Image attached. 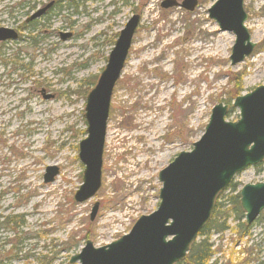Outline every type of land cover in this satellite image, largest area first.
I'll use <instances>...</instances> for the list:
<instances>
[{"label": "rangeland", "instance_id": "374dc122", "mask_svg": "<svg viewBox=\"0 0 264 264\" xmlns=\"http://www.w3.org/2000/svg\"><path fill=\"white\" fill-rule=\"evenodd\" d=\"M53 1L0 0V28L19 35L0 43V264H70L86 242L101 248L128 234L138 218L157 209L159 172L192 150L213 107L227 106L225 119L235 122L234 99L264 86V0H244L255 47L235 66L229 60L234 36L208 18L216 0H196L192 12L161 8L167 0H62L63 9L37 20L40 33L32 41L21 29L25 19ZM132 15L140 23L107 120L119 133L113 181L105 180L111 154L104 139L100 188L77 203L85 99ZM225 38L231 43L223 48ZM144 41L152 48H138ZM151 157L156 159L149 169ZM50 166L58 175L45 184ZM146 171L151 177L139 178ZM232 181L238 191L264 182V161ZM230 196L224 191L218 199L228 229L208 234L209 264H264V212L239 235ZM94 204L98 210L90 220Z\"/></svg>", "mask_w": 264, "mask_h": 264}, {"label": "water", "instance_id": "95a60500", "mask_svg": "<svg viewBox=\"0 0 264 264\" xmlns=\"http://www.w3.org/2000/svg\"><path fill=\"white\" fill-rule=\"evenodd\" d=\"M244 0H216L208 9V18L220 32L234 36L230 64L235 66L248 58L255 45L245 27L247 15ZM51 4L36 10L27 20L39 19ZM161 8L180 7L192 12L196 0H174L161 3ZM264 10V6H263ZM140 23L132 15L118 33L107 56L106 65L84 106L86 137L78 144V159L84 166L82 184L74 201L83 203L100 188L102 152L106 134L110 100L116 82L126 64L132 41ZM70 37L63 35L62 40ZM17 33L0 28V42L16 41ZM50 96H44L49 99ZM239 112L235 122L226 121L227 106L213 107L203 135L190 152L179 153L158 174L161 183L159 204L149 215L141 216L128 234L101 248L88 241L81 252L70 258V264H178L210 220L215 198L233 178L247 168L264 161V86L234 99ZM58 168L47 167L45 184L54 181ZM239 204L244 222L252 225L264 211V182L246 184L239 191ZM98 210L94 204L90 220Z\"/></svg>", "mask_w": 264, "mask_h": 264}, {"label": "trees", "instance_id": "16d2710c", "mask_svg": "<svg viewBox=\"0 0 264 264\" xmlns=\"http://www.w3.org/2000/svg\"><path fill=\"white\" fill-rule=\"evenodd\" d=\"M36 0H33L35 2ZM50 1V0H49ZM65 6H62V0H54L53 1V6L48 10L47 13L53 12L56 8L57 11H60L63 9ZM31 10L35 9L34 4L30 8ZM37 20L29 22L28 25H23L21 27L22 31L27 30V36L32 41H35L36 35H38L39 30L37 29ZM258 167V166H257ZM225 191H229L230 197L227 199V202L229 206L231 207V211L234 215V221L237 222V227L236 231L238 232L239 235H244L248 232L249 226H247L243 220H244V213L240 208L239 204V194H238V187L237 184L233 183V181L230 182L228 187L226 188ZM221 194V193H220ZM220 194L216 197L215 203H214V208L210 217V220L206 223L204 228L199 232L198 238L200 240L198 242H194L185 256V258L178 264H209L212 253L211 252V246L208 244L207 236L211 232H216V233H224L227 229L228 226L226 225V217H224V214H221V205L218 203V199ZM225 218V219H222ZM11 224L12 221L8 222L7 224Z\"/></svg>", "mask_w": 264, "mask_h": 264}, {"label": "bare ground", "instance_id": "6f19581e", "mask_svg": "<svg viewBox=\"0 0 264 264\" xmlns=\"http://www.w3.org/2000/svg\"><path fill=\"white\" fill-rule=\"evenodd\" d=\"M211 33V32H209ZM230 41L228 38L224 39V43L222 44L223 48H226L228 45H230ZM141 50H146L147 48H152V45L149 43H146L145 41L140 43V46L138 47ZM199 48V47H196ZM147 52V51H146ZM146 54H144L142 60H147L146 58ZM107 130H106V134H105V148L107 149V153L111 154L109 157H107V168L105 170V180L106 183L109 184L113 181V173L111 170V167L113 165L114 162V149L116 147V143L118 142L119 139V133L116 130V127L114 125H109L107 126ZM136 136H139L138 134ZM148 148H152L151 146H148ZM156 159V157H151L150 159V164H149V169L153 168L154 165V160ZM134 171V170H133ZM135 172V171H134ZM151 177V173L149 171L143 172L139 174V178H145V179H149Z\"/></svg>", "mask_w": 264, "mask_h": 264}, {"label": "flooded vegetation", "instance_id": "af4514ba", "mask_svg": "<svg viewBox=\"0 0 264 264\" xmlns=\"http://www.w3.org/2000/svg\"><path fill=\"white\" fill-rule=\"evenodd\" d=\"M23 5H24V4H23ZM23 5H22V6H23ZM46 14H47V13H46ZM43 17H44V16H43ZM26 19H27V18H26ZM26 19H25V22L23 23V25H28V24H29V22H32V21H28V22H27V20H26ZM18 38H19V35H18Z\"/></svg>", "mask_w": 264, "mask_h": 264}]
</instances>
